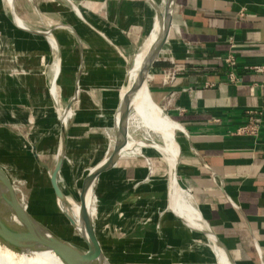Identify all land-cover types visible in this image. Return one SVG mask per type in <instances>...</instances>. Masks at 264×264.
<instances>
[{
    "label": "crops",
    "instance_id": "1",
    "mask_svg": "<svg viewBox=\"0 0 264 264\" xmlns=\"http://www.w3.org/2000/svg\"><path fill=\"white\" fill-rule=\"evenodd\" d=\"M161 6L162 0H14L27 27L18 34L27 56H56V104L71 113L63 126L65 108L55 110L46 64L27 66L4 77L0 127L13 130L27 116L36 164L50 172L60 157L68 194L79 170L87 168L88 177L108 157L104 130L113 131L120 87ZM11 14L9 8L13 23ZM228 53L236 59L233 80L223 60ZM255 65H264V0H174L147 84L179 125L174 178L203 227L171 208V172L161 153L150 144L124 145L116 162L95 174L98 210L91 192L90 207L106 231L125 240L99 244L106 256L124 255L118 264H217L212 233L231 264H264V69ZM253 120L255 134L236 132Z\"/></svg>",
    "mask_w": 264,
    "mask_h": 264
},
{
    "label": "bare ground",
    "instance_id": "2",
    "mask_svg": "<svg viewBox=\"0 0 264 264\" xmlns=\"http://www.w3.org/2000/svg\"><path fill=\"white\" fill-rule=\"evenodd\" d=\"M5 1L9 8H12L13 0ZM162 1L163 6H161L157 12L155 10V19L152 32L146 39H144V42L140 49L134 53L132 61L127 70V82L125 83V85H122L120 87L121 93L127 92L128 90H130V88H134V90L130 92L128 100V108L131 111H128V113L123 116V121L121 122L123 133L122 147L126 145L128 149H131L133 147L150 144L161 153L162 157L166 160L171 172L169 176L170 179L168 188L169 203L171 208L176 213L182 215L191 225L201 228L203 227V224L201 222L198 211L192 205L189 195L183 188H181L177 184V181L174 178V166L179 153V147L175 138V130L179 127V125L171 120L168 116H166L163 113L161 107L152 99L146 81L148 75H146L145 81H143L142 83H138L140 70L143 66L144 60L150 49L160 38L161 32L163 31V27L167 20L166 16L170 8V1ZM12 21L16 26L22 28L23 30L27 29L22 19H20L15 13H12ZM52 44H55L54 40ZM53 70L54 78V76L58 72V64L56 61L53 66ZM134 85L136 87H134ZM50 87L53 93L56 94L57 92L55 89L54 80L52 81ZM64 112L65 114L63 115V119L66 122L67 116L71 113L69 107H66ZM131 126L133 127V129L142 127L145 128L146 130L157 135L158 140L152 138L147 141V137L142 138L141 140H137L129 131V128ZM61 154L62 151L60 149L59 155ZM106 162L107 159L95 165L90 170L88 177L94 176L98 169L106 164ZM51 187L53 189L52 185ZM59 187L61 189V193H63L64 195L63 198L57 196L54 189L53 191L55 193V196H57L60 201L61 210H63L64 213L66 212L73 219L74 223L71 222L74 225L73 227L77 231L82 233L83 236L88 238L85 228V222H89L91 220L90 217L92 216V212H90L92 187L87 188L83 203L84 208L79 205L80 203L77 200L76 201L78 204L73 199H71L70 196H67L68 194H65L60 185ZM8 194L9 193L6 187L3 184H0V221L7 223L10 228H12L11 224H14L15 226H17V230H20V228L23 230L25 219L20 217L14 211L13 204L9 199ZM39 223H32L34 233L37 236L38 240L27 239V237L25 236L8 234L0 231V264H66L65 260L55 251V249L59 247V243L56 242V238L55 236H53L54 232L49 229L53 233L52 234L48 229L41 226V224ZM17 230L16 233L18 234ZM56 237L60 238L58 235ZM209 238L212 242V247L216 256L217 264H231L225 252L218 246L215 236L212 233H209ZM64 241L67 243L71 242L69 240ZM77 258H71L70 262L72 264H106L104 261L102 262L99 259H94L89 262H81Z\"/></svg>",
    "mask_w": 264,
    "mask_h": 264
},
{
    "label": "rangeland",
    "instance_id": "3",
    "mask_svg": "<svg viewBox=\"0 0 264 264\" xmlns=\"http://www.w3.org/2000/svg\"><path fill=\"white\" fill-rule=\"evenodd\" d=\"M11 9L12 13H15L14 0L12 3V8H10V10ZM8 15L9 6L6 4L5 0H0V88L2 87L5 89V87L3 86V82L5 75H7L8 73H17L22 70H27V66H31L32 69L39 67L42 68V66L45 64L48 70L50 87L52 81L56 79L53 78V66L56 60V56L54 54H48V56L42 55L41 57L40 55L37 56L35 54L27 56V43L23 41V37L18 36L20 32L23 34V30L15 26L14 23L11 22ZM149 35L150 34H148L146 38ZM56 83H54L55 89L59 94ZM49 93H51V90ZM57 93L55 95L53 94L56 99ZM51 97L53 98L52 93ZM53 104L56 103L53 102ZM54 107L55 110L65 108L58 103L54 105ZM129 111L131 110L129 109ZM163 113L165 114V112ZM165 115L168 116L167 114ZM21 116L23 117V119H21L19 122H15V124H17L18 126L16 125L13 130L5 128L3 125L2 127H0V164L3 166V168L11 178L17 198L19 199L23 207H25V209L36 220L41 222V224L47 226L60 238L69 240L72 243L85 248L86 243L84 239L73 227L71 221L61 210L60 201L57 196H55V193L51 187V183H49L50 172L46 171L45 168H42L38 164H36L34 157L31 154L30 145L29 143H27V116L23 114H21ZM6 123L8 126H12V123L14 122L13 120H10ZM29 123H31V121ZM105 130L103 141H105L106 152L104 153V155L105 157H107L109 156L113 148L114 132L112 130ZM129 131L137 140H141L142 138L146 137L148 139L147 141L152 138L158 140L157 135L146 130L143 127L133 129V127L131 126L129 128ZM134 148L135 147H133V149ZM87 172V168L78 171L79 174L76 176L77 179L75 178L76 184L72 183L68 185V188L69 190H71L72 194L70 193L71 195L67 196L74 197L76 200L78 199V190L80 189L83 181L86 180ZM64 175V170L62 168L60 169L59 166V170L57 171L56 175L57 182L61 186L65 194H68V192L65 190V183H63L65 177ZM92 189V204L98 210L97 205L100 202L97 199V196L99 195L96 193V184L93 185ZM91 210L93 213L90 217V223L97 241L99 240L98 244L103 247L111 246L112 243L110 241L113 239V237H118L120 234H118L117 232L114 234H110L109 232H107V228L103 225L102 222L103 218L101 216H98L100 213L98 214V211L94 212L92 208ZM119 240H122L123 243L125 242V240H123L122 238H119ZM107 258L110 262L117 264L125 260V256L122 254L120 258H116L110 255L107 256Z\"/></svg>",
    "mask_w": 264,
    "mask_h": 264
},
{
    "label": "water",
    "instance_id": "4",
    "mask_svg": "<svg viewBox=\"0 0 264 264\" xmlns=\"http://www.w3.org/2000/svg\"><path fill=\"white\" fill-rule=\"evenodd\" d=\"M169 1H170V8H169V11H168L167 16H166L167 20H166L165 25L163 27V31L161 32L160 38L153 45V47L150 49L149 53L147 54V56L144 60L143 66L140 70L138 83H142L143 81H145L146 75H149V70H150L151 66L153 65L154 61L156 60L157 56L159 55L162 47H163V43L166 39L168 28L170 25L171 11H172L174 0H169ZM146 81H147V79H146ZM134 87H136V86L134 85ZM133 90H134V88H130V90H128L127 92H124V93L120 92L119 100H118V103L115 107L114 114H113V131H114L113 148H112L111 153L107 157V162L104 165V168L110 167L112 164H114L116 162L117 158L119 157L120 153H121L122 134H123L121 122L123 121V116L125 114H127L129 111V108H128L129 94ZM60 121H61L62 125L65 126V124H66L65 120L61 119V117H60ZM33 151H34V155H35L37 161L40 163V158L37 155V151L35 150V146H33ZM60 163H61V158L59 157L55 167L53 168V170L50 171V182H51V185L53 186V189L55 190L56 195L59 196L60 198H63L64 195H63V193H61V189L57 183V178H56ZM174 171H175V167H174ZM96 181H97V175H94L92 177H87L86 180L83 181V183L81 184L80 189L78 190L77 201L80 203L82 208H84L83 203H84V198H85V195L87 192V188L88 187L93 188V185L95 184ZM0 184H3L6 187L8 193H9L8 194L9 199L11 200V202L13 204L14 211L20 217L25 219V225L23 226V230L21 228H20V230H17V226H15L14 224H11L12 228H10L7 223L0 221V231L8 233V234H16V235H20V236H25V237H27V239L38 240L37 236L34 233L32 223L38 224L39 221L36 220L25 209V207H23V205L21 204V202L17 198V195H16L15 190H14V186L12 184V180L1 164H0ZM66 215L68 216V219L72 223H74L73 219L67 213H66ZM39 224H41V222ZM85 225H86L85 228H86L88 238L83 236V234L78 231V233L82 236V238L84 239V241L86 243V247L83 248V247L76 245L74 243H71V242L67 243L62 238L56 237L57 235H55V233L53 234L47 226L41 224V226L48 229L53 234V236H55L56 242L59 243V247H60V248L58 247L57 249H55V251L65 260L66 264H72L70 262V259L74 258V257H76V258L78 257L77 259L80 260L81 262H86V261L89 262V261H92L94 259H99L102 262L104 261L106 264H112L109 261V259L107 258V256L101 250V248L98 244V241L96 239V236L94 234V231H93V228L91 226L90 221L85 222ZM16 230L18 231V234L16 233Z\"/></svg>",
    "mask_w": 264,
    "mask_h": 264
},
{
    "label": "built area",
    "instance_id": "5",
    "mask_svg": "<svg viewBox=\"0 0 264 264\" xmlns=\"http://www.w3.org/2000/svg\"><path fill=\"white\" fill-rule=\"evenodd\" d=\"M223 60L226 62V64L229 66V70H228V75L229 77L233 80L236 79V74L233 70L234 65L236 64V59L235 56L232 53H228L223 57ZM254 69L256 70H263L264 69V65H255L253 66ZM174 73V72H172ZM55 83V80H54ZM51 93H52V89L50 87ZM54 102L56 103V98L55 96L52 94ZM64 110V109H62ZM61 113V112H60ZM60 116V114L58 115ZM257 131V123L253 120V121H248L246 123H243L241 125H239L236 129L237 133H247V134H255V132Z\"/></svg>",
    "mask_w": 264,
    "mask_h": 264
},
{
    "label": "flooded vegetation",
    "instance_id": "6",
    "mask_svg": "<svg viewBox=\"0 0 264 264\" xmlns=\"http://www.w3.org/2000/svg\"><path fill=\"white\" fill-rule=\"evenodd\" d=\"M52 94H54L55 95V93H53V91H52ZM59 185V184H58ZM68 195H71V194H68ZM71 199H73L76 203H77V201H76V199H74L73 197H71ZM78 204V203H77ZM80 205V204H79ZM63 211V210H62ZM76 211V210H75ZM90 212H92V210H90ZM63 213H64V211H63ZM93 213V212H92ZM65 214V213H64ZM66 215V214H65ZM76 215H77V213H76ZM67 216V215H66ZM74 226V225H73Z\"/></svg>",
    "mask_w": 264,
    "mask_h": 264
}]
</instances>
